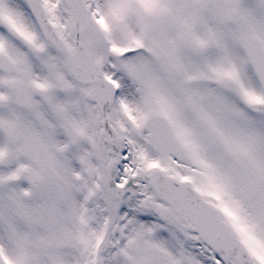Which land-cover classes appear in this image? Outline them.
I'll return each mask as SVG.
<instances>
[{
  "label": "snow or ice",
  "instance_id": "obj_1",
  "mask_svg": "<svg viewBox=\"0 0 264 264\" xmlns=\"http://www.w3.org/2000/svg\"><path fill=\"white\" fill-rule=\"evenodd\" d=\"M0 264H264V0H0Z\"/></svg>",
  "mask_w": 264,
  "mask_h": 264
}]
</instances>
